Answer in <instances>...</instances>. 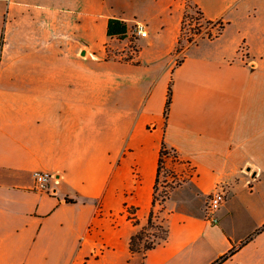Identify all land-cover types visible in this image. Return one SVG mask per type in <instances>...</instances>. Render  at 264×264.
Returning a JSON list of instances; mask_svg holds the SVG:
<instances>
[{"label": "crops", "instance_id": "0c3cea01", "mask_svg": "<svg viewBox=\"0 0 264 264\" xmlns=\"http://www.w3.org/2000/svg\"><path fill=\"white\" fill-rule=\"evenodd\" d=\"M125 1L0 0V264H264V229L234 231L264 223V0H153L167 32ZM185 8L218 35L178 50ZM109 18L145 24L137 54L106 36ZM163 144L188 179L159 210ZM217 185L213 225L200 206ZM151 210L166 239L131 251Z\"/></svg>", "mask_w": 264, "mask_h": 264}, {"label": "rangeland", "instance_id": "374dc122", "mask_svg": "<svg viewBox=\"0 0 264 264\" xmlns=\"http://www.w3.org/2000/svg\"><path fill=\"white\" fill-rule=\"evenodd\" d=\"M109 7H106L105 13H107L110 9L114 10V12H119L120 3H126L125 0H105ZM166 2L157 1L154 3L153 0H140L137 4H131L130 8L126 7L127 13H136L140 18H145L149 20L150 23V32L153 28L159 27V25L165 24L167 28L165 32L169 31L174 22L173 15L170 16V11L165 10ZM163 6V7H162ZM143 23V22H140ZM136 23H130L128 26V33L126 38L124 39V48L126 51L127 57H132V55L137 54L139 51L138 38L133 36L132 31ZM144 24V23H143ZM200 24V27L198 26ZM206 25L203 22V19L197 14V10L185 8V14L182 19L181 29L179 33V46L178 50L182 49L184 46L193 43L196 39L201 37L208 38V36L212 37L218 33L219 29H215L213 31L205 30ZM207 31V32H206ZM153 32V31H152ZM209 33V34H208ZM208 34V35H207ZM95 38L99 39L101 37V31H98L95 34ZM132 54V55H131ZM180 62V60H178ZM174 155H170L169 158L163 159L161 175L159 177V185L158 191L156 194L157 198V206L159 210H161V205L167 197H169L170 193L178 187H183L185 182L187 181V171L186 168L181 165V162L175 160L173 158ZM190 185H186L189 187ZM186 198V197H185ZM184 198V199H185ZM188 200V199H186ZM189 204L190 201H187ZM202 202H200L201 204ZM202 211L204 210L205 204H201L200 206ZM163 217V215H159ZM157 219L153 220V227H145V234L148 243L152 242H161L162 239L160 236L164 235V226L160 224L158 220V215H156ZM262 229H264V223L259 224L258 220L248 221L246 223H235L234 231L236 234L238 233H249L246 237L252 235L253 233H258ZM255 236V235H254ZM253 236L248 237L249 239Z\"/></svg>", "mask_w": 264, "mask_h": 264}, {"label": "built area", "instance_id": "2783aa9c", "mask_svg": "<svg viewBox=\"0 0 264 264\" xmlns=\"http://www.w3.org/2000/svg\"><path fill=\"white\" fill-rule=\"evenodd\" d=\"M203 22L206 25L205 30L208 31L211 29V31H213L215 29H219L218 33L220 32L221 26H222L221 21H214L210 23H207L205 21ZM198 26L200 27V24H198ZM132 33H133L132 35L137 38H145L148 35L145 24L140 23V22L135 24ZM218 33L215 35H212V37L218 35ZM208 37L212 38L210 36ZM33 175H34V180H35V190L40 191V192H48L49 182L52 176L44 172H34ZM225 199H226V192L223 186L217 185L214 188V190L210 193L208 201L205 204V207L203 210L204 218L208 223L213 224V225L218 223L219 212L221 210L223 203L225 202ZM156 204H157V201H156ZM124 215L128 222L133 223V224L137 222L135 211L131 207L125 208Z\"/></svg>", "mask_w": 264, "mask_h": 264}, {"label": "trees", "instance_id": "16d2710c", "mask_svg": "<svg viewBox=\"0 0 264 264\" xmlns=\"http://www.w3.org/2000/svg\"><path fill=\"white\" fill-rule=\"evenodd\" d=\"M197 14L202 18V15L199 11H197ZM207 23H210L206 21ZM222 28V26H221ZM128 33V27L127 24L117 18H109L106 23V36L108 38H115L117 40H124L127 36ZM171 103V88H168L167 91V98H166V104H165V110H164V116H167V112L169 109ZM170 152L166 150L165 145L163 144L160 150V156H159V161H158V168H157V179H156V184L154 187V198H153V206L156 205V194L158 191V185H159V177L161 175V170H162V164H163V159L169 158L170 157ZM174 158V156H173ZM155 218L154 211L151 210L149 217H148V222H147V227H153V220ZM145 228L141 229L135 236H133L130 240V249L131 251H137L139 249V244L144 241V250H148L153 248L157 243L159 242H152L148 243L147 240H144L146 238L145 234ZM166 230L164 229V235L160 236L162 240L166 239ZM226 258V256L222 257L218 262L223 261ZM217 262V263H218Z\"/></svg>", "mask_w": 264, "mask_h": 264}, {"label": "water", "instance_id": "95a60500", "mask_svg": "<svg viewBox=\"0 0 264 264\" xmlns=\"http://www.w3.org/2000/svg\"><path fill=\"white\" fill-rule=\"evenodd\" d=\"M82 55H84V52L82 53Z\"/></svg>", "mask_w": 264, "mask_h": 264}]
</instances>
